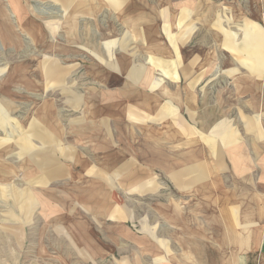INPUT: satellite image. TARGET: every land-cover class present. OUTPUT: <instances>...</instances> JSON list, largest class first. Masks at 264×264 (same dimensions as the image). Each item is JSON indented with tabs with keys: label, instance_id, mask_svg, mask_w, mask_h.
I'll list each match as a JSON object with an SVG mask.
<instances>
[{
	"label": "crops",
	"instance_id": "0c3cea01",
	"mask_svg": "<svg viewBox=\"0 0 264 264\" xmlns=\"http://www.w3.org/2000/svg\"><path fill=\"white\" fill-rule=\"evenodd\" d=\"M56 1L66 10L76 2L75 13L68 14L70 25L64 36L71 45L66 47L70 51L71 46H78L89 60L81 71L63 69L55 62L38 76L46 84L55 78H82L97 80V86L86 88L83 94L78 88H69L74 102L87 104L88 119L59 120L53 118V104H43L38 122L31 125L34 133L24 135L19 151H13L15 145L10 146L12 150L0 144V255L7 256L8 264L20 260L35 264L28 257L35 254L42 259L46 246L54 251L49 252L51 257L61 255L67 246L78 249L77 253L92 263L97 260V248L110 257L111 251H101L102 244L93 234L86 235L75 216L65 215V207L77 202L87 208L86 219L97 218L102 223L100 220L109 217L121 223L119 253L126 254L128 206L139 208L136 202L146 198L156 201V206L166 201L160 203L154 194L156 187L149 186L152 174L133 166L128 154L132 147L135 159L148 169L166 173L171 186L184 190L185 202L196 201L198 212L181 217L174 207L173 213L164 215L168 223L164 231L156 230L155 217L143 218L144 236L135 237V244L144 245L145 258L168 253V264H175L178 254L181 264H264V4L259 10L249 1L253 9L242 12L263 17L238 25L236 31H247L245 38L237 33L225 36V45L234 53L230 64L222 55L208 56L204 51L187 60L176 51L174 60L160 64L149 56L138 57L128 45L157 43L162 21L164 31H185V46L199 41L200 47H206L211 31L223 26L220 18L214 22L209 17L221 13L219 7H209L202 0L199 4L168 1L167 6H162L161 0ZM26 6L19 0L0 2V35L6 31L8 36H16L17 43L22 41L9 23L14 11L16 22L37 34L39 39L34 37V42L46 45L49 34L54 37L60 32V25L55 28L59 13L44 6L36 11L47 17L36 19ZM102 19L113 20L116 27L111 24L101 32ZM93 27L98 28L96 42ZM166 36L169 42L174 41L172 33ZM182 59L184 68L179 71ZM31 74L23 71L24 77ZM214 77L215 86L207 87ZM179 79L189 81L177 97ZM164 82L166 88L161 89ZM33 83L29 80L25 85L31 89ZM65 87L63 92L70 94ZM160 94H170L171 100L164 103ZM183 105L190 108L187 115L179 111ZM1 111L5 108L0 106ZM210 136L216 138L215 145L208 142L214 139ZM82 137L92 142H80ZM119 190L126 198L113 201L111 192ZM128 192L136 193V202H127ZM66 222L71 225L65 226ZM50 262L57 264V260Z\"/></svg>",
	"mask_w": 264,
	"mask_h": 264
},
{
	"label": "rangeland",
	"instance_id": "374dc122",
	"mask_svg": "<svg viewBox=\"0 0 264 264\" xmlns=\"http://www.w3.org/2000/svg\"><path fill=\"white\" fill-rule=\"evenodd\" d=\"M3 1L6 0H0V2ZM143 1H145V3L149 2V0ZM168 1H171L172 3L178 2L182 4L185 0H161L162 6H167ZM191 1L193 3H198L201 0ZM204 1L209 7H219L221 13L219 12V14L210 15L209 17L214 19V22L216 18H220L221 23H223V26H220L221 28H218L215 31H211V33L207 36L206 47H200L199 41H192V46H185L183 44V34L185 31L180 29L175 30V28L172 29V31H168L169 33H172L174 39L173 42L172 39H170L169 42L166 36L168 32L163 30V22L161 21V29L159 30L158 37L159 41L157 43L152 44L153 42H149V44H147V42H145V44L141 46L128 45L129 51L136 52L138 54L137 56H140L142 59H145L148 56L152 57L156 61H159L160 64H162V61H167L168 59L174 60L175 56L177 55L176 51L180 53V58L183 57L184 60H187L190 55L195 56L196 54H200L201 51H204L208 56H210V54L213 56H216L217 54L222 55L225 61L230 64L233 61L232 57L234 56V53L233 48L231 46L225 45V36L227 34L231 35L233 33H237L239 37L245 38V36L248 35L247 31H245V34L244 32L236 31L238 25L242 24L243 22H246L247 20H250V18H252V20H261L263 17L259 18L258 16L249 13L242 14V12L245 13V10L253 9L252 7L249 8L250 5L252 6V3L254 6L255 4L258 5L259 8L257 9L260 10V6H263L264 3L261 0H202L203 3ZM249 1H252V3L249 4ZM19 2L22 6L27 5L26 8L29 10V14L32 18L36 19L39 17H47L37 12V9H43L44 6L51 7L54 13H59V18H56L55 20V28L60 25V32H57L54 37H50L53 35V33L52 35L49 34L47 44L38 46L37 43L34 42V37L37 38V34L35 33L34 35H32L30 31H27L28 28L26 25H19L16 22V19L18 20V16L16 17V15L13 13L14 11H11L9 23H11L12 31H15L16 34H19L21 36V38H17L21 39L22 41L17 43L19 40H17L16 42V36H8V34H5L6 31L3 32L4 34L1 33L3 36L0 35V106L1 108H5V111L0 112V144L2 148L9 147L12 150L13 147L10 146L15 145L16 149L13 151H19L21 149L18 147V145L24 144V135L26 137L34 133V130H32L31 133V125L38 122V109L41 108V105L43 104H53V118L59 120H68V118L70 117L75 120L88 119L89 115L87 112V104L74 102V98H72L73 95L71 94L72 92L71 90H69V88H71L72 86L76 89L78 88L77 91H82L81 94H83L87 92H84L86 88L90 86H97V80L92 79L88 81L87 79L82 78H77L73 80H63L55 78L53 81H48V84H46L45 79H41L38 76V73L41 70L43 71V69H46V67L48 68L52 63L54 64L55 62H59L60 66L62 65L63 69L71 68V71H81L82 64H84V62L87 63V61L89 60L88 56H85L84 52L80 48H78V46H71L70 51H68L70 47H66L68 45H71L66 40V36H64L67 31L68 25H70V18L68 17V14L70 13V15H72V13H75L76 9L73 8V6L76 4V2L70 7L69 10H66V8L60 5L59 2H57L56 0H19ZM105 8L109 11H112L110 7ZM77 14L78 13L74 15L80 16V13L78 15ZM105 17L109 18L108 15H105ZM1 22L2 20L0 18V23ZM38 23H40V21H38ZM111 24L115 26L113 20L102 19L99 24L101 32H104V30L107 29V26ZM91 25H94V22ZM181 26L184 25L182 24ZM97 29L98 28L96 27L95 32L92 34L95 38V42L99 40V33L98 31H96ZM195 32L196 31H193V33ZM221 32L223 34H221ZM53 39L55 40V42L51 41ZM13 40L16 42L17 45L14 44ZM241 41L242 40L238 38V42ZM239 51V53L242 54V51ZM241 54L239 55V57L243 58ZM178 67L179 71H181L180 69L184 68L183 59L181 60V63H178ZM23 71L32 72L31 77H24ZM217 71L218 76H221L220 68H217ZM29 80L34 82V86H31V89L30 86L25 85V82ZM180 80L181 79H179V81H176L178 90L176 94L177 97L179 96V92L182 91V88L185 83L189 81V79L182 80V82H180ZM215 82L216 77H214L213 79H209L206 85H208L207 87L215 86ZM165 85H167L166 82H164L160 88H166ZM36 86L40 88L35 89ZM63 86H66L65 88L69 90L67 92L70 94L67 95V93L63 92V90L61 89ZM41 87L43 88L42 90ZM74 91L76 90L74 89ZM160 97V99L164 101V103L171 100L170 94H166V96L164 94H160ZM180 97L181 99H183L182 94ZM172 103L174 104V102ZM182 107L183 108H179V111H181L182 115H187L190 108H187L184 105ZM90 110L93 111V107H91ZM1 117L4 118V121H2ZM68 127L69 126H66L65 128L69 130ZM210 137L214 139L208 140V142L213 143L215 145L216 138L214 136ZM70 138H67L66 140H71V143L79 142L77 139ZM81 139L82 140L80 142H92L91 139L87 140L86 137H82ZM221 139L222 141L225 140L224 138ZM3 140H5V142ZM224 144L226 145V143ZM228 145H232V143ZM131 148L128 147V154L132 157V161L134 160L133 166L137 165L144 167V170L148 172L149 176L152 174L151 178L147 180L149 186L157 188V191L155 188L154 194H156V196L158 195V198L161 201L160 203H162L163 200L166 201L163 202V205L161 206H156V201H153L152 198H146L141 200L140 202H136V193L128 192L127 202L139 203L140 207L137 208L135 206H128L127 208V231L129 234L127 242V253H119V237L121 231V223L116 222L117 220L115 218L111 219L109 217H105L104 219L100 220L102 221V223H100L99 219L97 218L93 220L89 218L86 219L85 216H87V208L82 204V202H77L76 205L70 208L65 207V215L75 216L74 218L78 220L77 223H79L86 230V235L88 233H90L89 235L93 234V238L99 241V243H101L103 246L101 251L110 250L111 256L109 257L100 254V251L97 248L96 252L94 253L96 254L97 260L95 263H92L91 260L88 261L87 259H84L81 255H79L77 253L78 249L73 250V248H67V246H64L61 255H59L58 257H51V255H49V252L54 251H50L49 247L46 246L45 251L41 255L42 259L38 258V256L35 254H33L31 257H28L32 259L33 263L38 264L39 262H42L43 264H52L50 261L51 259H53L57 260V264H108L109 261H111V264H168V253H160L159 255H156L154 257L150 254L148 258H145V255H142V249L144 245L139 244L138 246H136L135 237L144 236L143 230L145 228L142 229V222L140 223V221L145 217L150 219L149 216L151 215L155 217L154 220L156 222H154V226L156 227L157 231L167 230L168 223L167 221H165L166 219L164 218V215L173 213L174 207H176L177 213H180L181 217H183L185 213L196 214L198 213L195 206L196 201L193 199H187L185 202L184 190L178 186H171L172 184H169L168 175L166 173H163L162 171L158 172L157 170L148 169V165L143 166L144 163H142L141 160L134 158L135 149ZM1 157L3 158V155ZM117 181L120 183L119 180ZM189 194L190 191H188V195ZM117 197L121 198L122 200L123 198H126L125 194H123L122 191H112L111 198L113 199V201L115 198L117 199ZM17 225H19V223H17ZM70 225L71 223L69 222L65 223V226ZM123 225L124 229H126V224L124 223ZM178 229L176 230L178 231ZM160 239H162V237ZM147 241L151 240L149 239ZM178 253H180L179 250L175 254ZM170 254L171 256L175 255L173 253ZM178 255H175L176 258L174 257L175 264H181L178 261L180 257ZM34 259H37L38 261ZM7 261L8 258L6 255H0V264H8ZM24 262V260H20L19 264H24Z\"/></svg>",
	"mask_w": 264,
	"mask_h": 264
}]
</instances>
